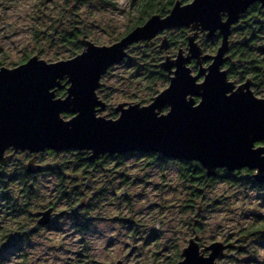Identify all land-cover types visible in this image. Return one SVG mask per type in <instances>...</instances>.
<instances>
[{
  "label": "rangeland",
  "instance_id": "1",
  "mask_svg": "<svg viewBox=\"0 0 264 264\" xmlns=\"http://www.w3.org/2000/svg\"><path fill=\"white\" fill-rule=\"evenodd\" d=\"M74 2L0 0V63L9 69L33 56L55 63L81 53L83 48L75 54L67 52L70 47H63L57 35L50 39L39 33L48 27L51 34L52 27L57 26L60 19L68 27L66 31L80 27L86 33L85 39L95 45H112L138 20L144 21L163 0L154 2L146 12H141L140 0H91L90 4L85 0L76 8ZM54 19H58L57 22L54 23ZM171 33L176 40L181 39L180 33ZM177 53V50L170 52L173 56ZM125 70L119 65L113 66L101 80L111 110L124 103L148 105L155 95L167 88L166 84L157 83L155 94L151 95L146 91L147 84L139 80L128 87L127 94L120 93L119 79L125 75ZM115 114L113 117H118L119 114ZM98 116L108 117L107 113ZM78 158L71 153L49 156L47 165L53 168L58 162V166L72 176L71 167L77 164ZM91 173V194L95 197L89 217L82 223L84 232H77L68 218L56 219L47 229L17 244L11 251L4 249V243L9 241L11 232L20 230L27 222L21 214L8 221L14 209L8 198L15 197L21 187L19 180L5 178L3 181L8 188L0 189V264H175L181 260L183 248L194 235L200 238L201 247L216 241L234 243L244 236L242 230L251 227L263 228L256 230L260 233H254L249 239L244 236L242 242L235 243L244 246L242 252L225 251L233 255L232 260L228 257L217 264H264V226H261L264 224V188L241 185L239 181L246 174L250 175L249 172L235 174V181L219 179L207 183L202 198L194 201L192 210L185 208L190 194L174 164L140 154H124L118 160H104ZM225 175L233 174L225 172ZM64 182L67 187L75 185L69 183V178ZM59 184L56 176L48 175L35 186L43 203L57 201ZM63 205L58 206V211ZM192 220L199 225L196 232Z\"/></svg>",
  "mask_w": 264,
  "mask_h": 264
},
{
  "label": "water",
  "instance_id": "2",
  "mask_svg": "<svg viewBox=\"0 0 264 264\" xmlns=\"http://www.w3.org/2000/svg\"><path fill=\"white\" fill-rule=\"evenodd\" d=\"M256 2L264 7V0L176 2L166 17L152 15L112 45L98 46L83 38L82 52L71 59L46 63L33 56L16 68H0V162L9 146L31 151L86 150L91 151V162L105 154L153 153L167 160L197 162L208 178L215 177L217 170L247 169L253 171L250 178L255 183L264 185V99L255 97L249 84L234 89L220 69L227 60L230 25ZM223 14L227 16L224 22ZM191 24L208 36L220 31L222 44L215 55H202L193 38H188L187 56L179 52L172 63L165 60L159 65L171 75L170 82L148 105L119 104L115 119L97 115L105 106L96 96L101 77L127 57L129 45L150 40L163 29ZM192 59L198 65L211 63L193 76L187 67ZM200 76L203 80L197 82ZM63 77L70 85L67 97L53 100L49 90ZM165 107L168 112L161 114ZM63 111L73 117L63 120ZM25 169L34 172L39 167L27 164ZM50 212L41 213L38 224L47 225ZM35 230L29 228L27 233ZM244 238L200 247V238L195 236L177 264H217L232 258L226 250L242 252L244 246L235 243Z\"/></svg>",
  "mask_w": 264,
  "mask_h": 264
},
{
  "label": "flooded vegetation",
  "instance_id": "3",
  "mask_svg": "<svg viewBox=\"0 0 264 264\" xmlns=\"http://www.w3.org/2000/svg\"><path fill=\"white\" fill-rule=\"evenodd\" d=\"M192 1L193 0H163L161 4H164V6H159L158 8L155 7V11H152L151 14H148L144 21L140 19L139 23L134 25V27H131L124 35L121 36V38L126 36L131 30H133V28L142 26L152 15H158L161 18L166 17L176 2L184 5L191 3ZM88 2L90 4L91 0H88ZM158 2H160V0H155V3ZM257 7L260 9L258 13L256 12ZM260 13H264V7H261V5L256 2L249 6L243 14H241L235 23L230 25L229 34L227 37L228 49L227 53L224 55L227 60L220 67V69L221 71L226 72L227 80L234 84V89L242 87L245 84H249V88L253 95L259 99H264V53H262L263 59H254L256 51L262 49L261 43L264 40V24H262V21L258 19L259 16L257 15ZM226 19V14H223L221 16V20L224 22ZM192 26L193 25L191 24L189 27L185 28L175 27L163 29L158 31L150 40H141L129 45L126 49L127 57L122 62L117 64L123 67V69H126L125 75L121 76L119 79V84L121 87L120 93L127 94L128 87H130V85L134 82H139V80H142L141 82L146 83L147 79L145 75L149 74L153 76L155 83H162L168 86L171 75H169L168 72L159 65L165 60H167L169 63H172V61L175 60L177 55L173 56L170 54V52L173 50H177L178 53L182 52L183 56H187L189 51L188 38H193V43L199 48V50L202 52V55H215L222 44V35L220 31L217 30L213 35L208 36L207 31H202L200 28L192 29ZM62 27H64L63 30L61 29ZM67 28L68 27L64 26L63 20L60 19L58 21V25L52 27L51 34L48 32V27L44 28L39 33H41L42 36L50 35L53 37L58 32L66 31ZM74 29L76 28H69L67 32L72 33ZM171 32L180 33L181 39L176 40L173 38ZM120 39H117L114 43L118 42ZM134 52L137 53L134 54ZM27 61L28 59H24L9 69L16 68L22 64H25ZM210 63L211 61H201V65H198L197 60L192 59L187 64V67L190 69L191 74L195 76L200 71V69L207 68ZM136 65H139L141 68L147 67L150 70L149 72L140 71L135 73L134 70ZM113 66L107 70L105 75L110 72ZM0 68H5L2 63H0ZM171 71L173 72L174 68H172ZM105 75L101 77V80ZM160 77H163L162 82L161 80H156ZM101 80L100 87L96 90V96L104 103L105 106L101 112L97 113V115L100 113H107L108 117L105 116L106 118L115 119L117 118L113 117L116 115L115 107L114 110H111L110 102L107 104L108 101L106 102V100L108 99V95L106 93L103 94V84ZM202 80L203 76H200L197 82H201ZM57 82L58 83H56L49 90V92L53 93V100H64L67 97V90L70 86L68 79L67 77H63L60 80H57ZM122 89H125V92H123ZM111 97L109 96V99H111ZM195 101L198 103L199 99L195 98ZM96 109L99 108L97 107ZM168 110L169 108L165 107L161 114L167 113ZM60 117L66 121L71 119L73 115L69 112L63 111L61 112ZM260 145L262 144H256V146ZM67 153H71L76 157H80L77 160V164L71 167L70 172L74 173L72 176H70L68 171H66L63 167L60 168L57 164L58 162L55 163L53 168L47 165V159L49 156L57 157L61 154ZM127 154H140L144 156L145 154L153 153ZM156 155H158L159 158H162L159 154ZM90 156L91 151L86 150H63L57 152L44 148L39 151H31L29 149H16L13 146H9L4 150L2 157L5 160L3 163L0 162V174L2 177H6L8 180H19L21 187L20 191L17 192L15 197L8 198V202H13L14 208L11 211V216H9L10 218H8V221H11L12 218L21 214L27 222V224H25V226L23 225L24 227L20 228V230L17 229L18 231L14 230L13 233L11 232L9 242H16L18 244L22 242L24 243L26 240H29L33 236L40 233V231L47 229L56 219L68 218V220L75 224V226H79L84 223L83 218L89 217V212L93 206L92 199L95 197V194H91V183L93 182V179H91L93 175L91 170L95 167H99V165L104 160H118L121 159L124 154L100 155L94 162L88 160ZM119 163L120 162H118V164ZM27 164H32L33 167H39V169H36L34 172H27L25 169V165ZM9 171L12 172V175H7ZM241 171L247 172V169L238 170L231 174L234 175L240 173ZM249 173L253 174L251 171H249ZM252 174H246L245 179L250 181L252 179L250 178ZM48 175L54 177L56 176L58 178L60 184L57 187V197L59 198L56 197L57 201L54 203L45 204L41 201V194L36 193L35 186H38ZM67 178H69L70 184H75L73 187L66 186L64 180ZM24 185H26V187H24ZM86 193H88V196L84 198ZM2 199L4 198H1V200ZM34 202H37L36 205ZM61 204H64V208L58 211V206ZM30 208H34L33 211ZM48 209L51 210L49 223L42 226L38 224V221L42 219L41 213ZM32 225H37L36 230L33 233H27V230L31 228ZM198 226L199 225L197 221L193 220L192 227L194 232L197 231Z\"/></svg>",
  "mask_w": 264,
  "mask_h": 264
},
{
  "label": "trees",
  "instance_id": "4",
  "mask_svg": "<svg viewBox=\"0 0 264 264\" xmlns=\"http://www.w3.org/2000/svg\"><path fill=\"white\" fill-rule=\"evenodd\" d=\"M68 1L69 0H64V2H67V3H68ZM82 2H85V0H75V2L73 3V4H75L74 8L78 7V5H80ZM154 2H155V0H140L141 12H146V10H151V8L154 6L153 5ZM87 4H88V0H87ZM160 6H164V4L160 3ZM259 10L260 9L257 7L256 12L258 13ZM63 11L66 12V9L63 8ZM257 15L259 16L258 19L262 21V24H264V13H260ZM57 20L54 19V23L57 22ZM139 21L140 20H138L135 25H137L139 23ZM75 24H76V21H75L74 25ZM85 34L86 33L80 27L74 29L72 31V33H69L67 31L56 33L57 38L59 40V43L62 44L63 47L64 46L70 47V48L66 49V51L68 50L67 52H71L74 54L77 50H80L82 48L80 41L83 38H86ZM35 36H37V35H35ZM48 37L50 39H52L50 35H48ZM261 44H262V49L257 50L256 54L254 56V59H256V60L263 59L262 53H264L263 52L264 42H262ZM149 70L150 69H148L147 67L141 68L139 65H136L134 72L135 73H138L140 71L141 72H149ZM145 76L147 79L146 91L151 93V95L152 94L154 95L155 89L157 87V83H155L152 75L149 74V75H145ZM156 80H161V82H162L163 77L157 78ZM141 101L144 102L145 99L143 98ZM144 156L147 157L148 159L158 160V161H161L162 163L174 164V165L178 166V176H179L180 180L183 182L184 188H187V190L189 191V194H190V200L186 201L189 204L185 207L188 210H192L194 208V201L196 199L202 198V193H203L202 191L205 188V186L207 185V183H209V182L212 183V182L219 180V179H226V180L232 179L235 181V178H234L235 174L232 176L225 175V172L223 170H217V174L215 177L208 178L205 174L204 169L197 162L166 160L163 158H159L158 155H156V154H145ZM247 172H249V171L247 170ZM221 174H223L224 176H222ZM237 174H239V173H237ZM250 174H252V173H250ZM5 178L6 177H2V175L0 174V189L1 190H6V188H8L7 183L3 181ZM9 181H13V179H11ZM239 182L241 183V185H243L245 187H250L251 189H258V188H262V187L264 188V185L257 184L252 179L250 181H248L245 179V177H243ZM24 187H26V185H24ZM83 219H84V221L86 220L85 217ZM192 223H193V220H192ZM261 226H264V224ZM75 227L77 228L76 229L77 231L84 232L83 229L85 228V226H83V224L79 225V226L77 225ZM259 228H263V227H259ZM258 229H254L251 227L249 230H246V231L242 230V233H244V236H246V239H249V236H252L254 233H256V232L260 233V231H256ZM17 244L18 243H16V242L13 243V242L7 241L6 243H4V249L6 250L8 248L7 251H11V250L16 248ZM232 259L233 258H231L230 260H232ZM177 262L175 264H177Z\"/></svg>",
  "mask_w": 264,
  "mask_h": 264
},
{
  "label": "bare ground",
  "instance_id": "5",
  "mask_svg": "<svg viewBox=\"0 0 264 264\" xmlns=\"http://www.w3.org/2000/svg\"><path fill=\"white\" fill-rule=\"evenodd\" d=\"M77 232H79V233H80V231H77Z\"/></svg>",
  "mask_w": 264,
  "mask_h": 264
}]
</instances>
